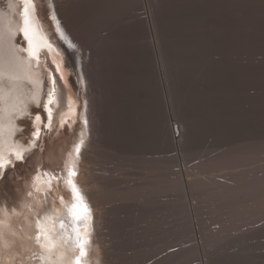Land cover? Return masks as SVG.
<instances>
[{"label":"bare ground","instance_id":"bare-ground-1","mask_svg":"<svg viewBox=\"0 0 264 264\" xmlns=\"http://www.w3.org/2000/svg\"><path fill=\"white\" fill-rule=\"evenodd\" d=\"M35 2L33 27L55 49L33 68L44 81L41 102L52 59L67 83L53 131L42 128L39 147L0 182V264H41L38 214L71 224L69 179L41 193L47 178L34 172L42 164L79 172L70 179L91 206L80 223L89 238L81 264H264V0ZM6 5L0 0L2 23L22 25V6L9 13ZM53 14L76 49L60 40ZM16 43L27 46L22 36ZM30 87L6 89L0 100V154L30 145L28 120L17 116L12 123L24 131L9 136L6 116L24 101L38 111ZM60 239L70 244L67 234ZM68 252L80 255L79 247Z\"/></svg>","mask_w":264,"mask_h":264},{"label":"snow or ice","instance_id":"snow-or-ice-1","mask_svg":"<svg viewBox=\"0 0 264 264\" xmlns=\"http://www.w3.org/2000/svg\"><path fill=\"white\" fill-rule=\"evenodd\" d=\"M18 5L22 6V10L19 13L22 19V25H17L15 28L12 27L10 19L7 25L2 23L5 13L3 10H0V100L5 99L4 93L6 89L10 93L21 83H25L31 86L28 101L38 111L34 114L30 113L28 111V102L24 101L18 106L15 104L12 105L11 109L6 112L9 121V136L14 135L17 131L21 133L24 131L23 129H18L12 123L17 116L21 117L22 120L27 119L33 130L30 132L31 141L28 148L21 147L9 151L6 154H0V182H3L7 178L9 171L14 170L17 163L24 164L32 151L39 147L38 142L42 136V128L46 129L49 133L53 131L54 112L57 110V106L63 98L61 89L67 83L61 72V65L55 59H52L50 63L53 65V68L47 70L49 86L43 93L46 96V100L43 103L41 102L44 81L38 75H33V68L39 69L41 67V53L47 56L55 49L54 45L49 42L47 36L42 34L38 35L37 29L33 27V20L35 19L37 10L35 0H7L6 7L9 13H12ZM48 7H51L50 0ZM51 20L56 21L57 25L59 24L55 14L51 16ZM55 31L59 33L60 40L64 41V33L59 27ZM17 36H22V41L26 43V47H21L16 43ZM67 46L70 49L76 48L75 44H68ZM21 53H26L27 55L21 56ZM77 76H79V73H77ZM58 81L60 82L59 84ZM72 103L71 98H69V111L74 112L75 109L72 108ZM80 108L82 113L86 112L88 110V101L82 100ZM81 118L83 124L87 126L89 124L88 118L86 116H82ZM66 124L67 121L62 114L59 127L63 128ZM83 145L84 140L81 139L80 143L76 145L75 151L77 155L80 154ZM9 156H13L14 160L9 159ZM69 175L70 177H75L78 173L74 169H70ZM67 183L71 186L73 197V202L66 205L67 214L71 218V224L66 225L64 219L57 220V218L47 214H38V218L35 221L34 239L39 249L42 250L41 255L38 257V261L41 264H81V257L87 255L86 244L89 238L86 233L81 232L80 223L87 221L90 209L83 201L80 190L74 180L69 179ZM61 215L62 213L57 211V217ZM68 227L71 229L70 233H67ZM62 234L68 235L70 244L60 239ZM70 246L79 247L80 255H70L68 252ZM7 264H11L10 258ZM20 264H24V261L21 260Z\"/></svg>","mask_w":264,"mask_h":264},{"label":"rangeland","instance_id":"rangeland-1","mask_svg":"<svg viewBox=\"0 0 264 264\" xmlns=\"http://www.w3.org/2000/svg\"><path fill=\"white\" fill-rule=\"evenodd\" d=\"M239 80H241V79H239ZM107 98H109V95L107 96ZM109 102H110V98H109ZM173 124H174V128H175V131H176V134H177V133H178V127H177L178 123H176L175 121H173ZM110 125H111V124H110ZM49 134H50V133H49ZM109 135H111V134H109ZM112 135H113V133H112ZM112 135L110 136V138L112 137ZM45 136L47 137L48 135H45ZM113 137H114V136H113ZM111 139L113 140V138H111ZM137 163H138V165H139V162H138V161H136V164H137ZM133 164L135 165V162H134ZM133 164H132V166H133ZM138 165L136 166L137 169L133 166V167L136 169L135 171H134V169H133V171H134V175H135V173H136L135 177L138 176V173H139V170H140V165H139V166H138ZM133 167H132V168H133ZM14 170H15V169H14ZM184 171H185V170H184ZM184 173H186V172H183V175H185ZM188 174H189V175H188ZM12 175H13V174H9V177H10V178H13V177H11ZM191 175H193V176H191ZM202 175H203V174H202ZM15 176H16V180H19V179L22 178L21 176L18 175L17 172L15 173ZM190 176L192 177L191 179L195 178V175H194V174H191V173H187V175H185L184 178L187 179V178H190ZM2 189H3V187L0 188V192H1ZM111 211H114V212H115L114 215L117 213L114 209L111 210ZM111 211H110V212H111ZM114 215H113V212H111V216H114ZM117 215H118V213L116 214V217H117V219L120 220V218H122V217H121L122 214H119V215H120V218H118ZM116 217H112L113 219L110 217V220L113 221V220L116 219ZM114 218H115V219H114ZM119 220H118V222H119ZM121 220H123V219H121ZM121 220H120V221H121ZM123 221H124V220H123ZM123 221H121V222H119V223H122ZM185 221H187L186 223H188V218H187ZM110 222H111V221H110ZM115 222H117V220L114 221V224H115ZM118 222H117V224H118ZM117 224H115V225H117ZM123 224H124V223H123ZM120 225H121V224H120ZM122 226H123V225H122ZM112 227H113V229H114L113 222H112ZM119 227H120V226H119V224H118L117 227L115 228V230H117Z\"/></svg>","mask_w":264,"mask_h":264},{"label":"clouds","instance_id":"clouds-1","mask_svg":"<svg viewBox=\"0 0 264 264\" xmlns=\"http://www.w3.org/2000/svg\"><path fill=\"white\" fill-rule=\"evenodd\" d=\"M85 196H87L86 194H85ZM88 198V197H87Z\"/></svg>","mask_w":264,"mask_h":264},{"label":"water","instance_id":"water-1","mask_svg":"<svg viewBox=\"0 0 264 264\" xmlns=\"http://www.w3.org/2000/svg\"><path fill=\"white\" fill-rule=\"evenodd\" d=\"M20 133V132H19ZM19 133H18V135H19Z\"/></svg>","mask_w":264,"mask_h":264}]
</instances>
